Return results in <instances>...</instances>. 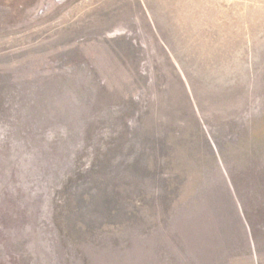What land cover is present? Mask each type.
Masks as SVG:
<instances>
[{
    "label": "rangeland",
    "instance_id": "1",
    "mask_svg": "<svg viewBox=\"0 0 264 264\" xmlns=\"http://www.w3.org/2000/svg\"><path fill=\"white\" fill-rule=\"evenodd\" d=\"M0 264H264V0H0Z\"/></svg>",
    "mask_w": 264,
    "mask_h": 264
}]
</instances>
